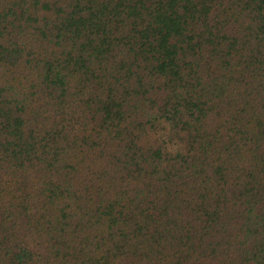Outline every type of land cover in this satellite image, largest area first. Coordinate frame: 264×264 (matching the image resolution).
Masks as SVG:
<instances>
[{
	"label": "trees",
	"instance_id": "trees-1",
	"mask_svg": "<svg viewBox=\"0 0 264 264\" xmlns=\"http://www.w3.org/2000/svg\"><path fill=\"white\" fill-rule=\"evenodd\" d=\"M0 264H264V0H0Z\"/></svg>",
	"mask_w": 264,
	"mask_h": 264
},
{
	"label": "clouds",
	"instance_id": "clouds-1",
	"mask_svg": "<svg viewBox=\"0 0 264 264\" xmlns=\"http://www.w3.org/2000/svg\"><path fill=\"white\" fill-rule=\"evenodd\" d=\"M166 127H170V126L166 125ZM166 147H167V151H169L171 153H175V152L181 150L182 145L178 141H173V142L167 144Z\"/></svg>",
	"mask_w": 264,
	"mask_h": 264
}]
</instances>
